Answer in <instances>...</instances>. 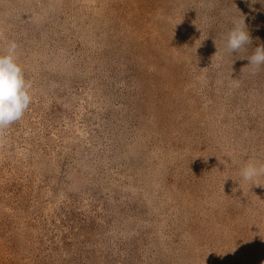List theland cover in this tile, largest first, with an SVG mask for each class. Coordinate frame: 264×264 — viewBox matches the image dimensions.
Here are the masks:
<instances>
[{
	"label": "rangeland",
	"instance_id": "obj_1",
	"mask_svg": "<svg viewBox=\"0 0 264 264\" xmlns=\"http://www.w3.org/2000/svg\"><path fill=\"white\" fill-rule=\"evenodd\" d=\"M13 41L32 102L0 129V264H264L240 179L264 164V4L0 0Z\"/></svg>",
	"mask_w": 264,
	"mask_h": 264
},
{
	"label": "clouds",
	"instance_id": "obj_2",
	"mask_svg": "<svg viewBox=\"0 0 264 264\" xmlns=\"http://www.w3.org/2000/svg\"><path fill=\"white\" fill-rule=\"evenodd\" d=\"M259 2L264 4V0ZM250 44L252 37L245 16H242L233 21L232 28L227 32L226 52L234 55ZM17 48L18 45L13 41L9 43L6 52L0 53V129L22 119L32 102L31 84L26 80L24 69L18 62ZM247 58L253 74L258 72L264 67V45L255 47ZM261 176H264V164L255 160H250L240 170V179L249 182L251 187L264 185L258 183Z\"/></svg>",
	"mask_w": 264,
	"mask_h": 264
}]
</instances>
